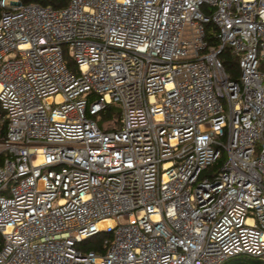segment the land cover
Returning a JSON list of instances; mask_svg holds the SVG:
<instances>
[{"label":"built area","instance_id":"obj_1","mask_svg":"<svg viewBox=\"0 0 264 264\" xmlns=\"http://www.w3.org/2000/svg\"><path fill=\"white\" fill-rule=\"evenodd\" d=\"M0 10V264L264 262V0Z\"/></svg>","mask_w":264,"mask_h":264},{"label":"trees","instance_id":"obj_2","mask_svg":"<svg viewBox=\"0 0 264 264\" xmlns=\"http://www.w3.org/2000/svg\"><path fill=\"white\" fill-rule=\"evenodd\" d=\"M16 1H19L22 4H38L43 7H50L52 9L58 10L66 7V5L70 0H16ZM205 30H206V40L208 41V43L210 45H217L216 39L213 38V32L215 30V27L212 24H208L205 27ZM219 59L222 61L224 65V69L226 73L229 75V77L233 80H237L239 74L237 60L233 56H231L228 53V50L226 49L219 55ZM110 108L111 107L109 106L103 113L100 114L102 120H103V116H107ZM0 132L3 134L5 133V126L2 124H0ZM223 161H224V155L221 157L219 161V165H221ZM99 237H101V239L104 240L105 238H110V235H107L105 233H99L98 235L94 236L93 238H91L86 242L89 241L91 242L92 240H96ZM1 245H2V238L0 236V248ZM85 251L86 252L94 251L98 254L104 253V249L102 248V243L97 244L96 241L95 244L90 245L88 248L86 247ZM222 264H264V262L245 255H238V256L229 257Z\"/></svg>","mask_w":264,"mask_h":264},{"label":"rangeland","instance_id":"obj_3","mask_svg":"<svg viewBox=\"0 0 264 264\" xmlns=\"http://www.w3.org/2000/svg\"><path fill=\"white\" fill-rule=\"evenodd\" d=\"M65 58L67 59V61H68V64H69V66H70V69H73V65H72V63H71V61H70V59L67 57V54L65 55ZM73 71V70H72ZM74 72V71H73ZM111 108H110V110L108 111V114H107V116H103V120H112V119H117L118 117L116 116V114H115V112H116V108H114L113 106H110ZM225 157V156H224ZM95 241H96V243L97 244H101L102 243V239H101V237H99L98 239H96V240H92L91 242L89 241V242H85V243H83V244H81V245H79L77 248L78 249H82L83 251H85V248L87 247H89L90 245H93V244H95ZM88 245V246H87Z\"/></svg>","mask_w":264,"mask_h":264},{"label":"bare ground","instance_id":"obj_4","mask_svg":"<svg viewBox=\"0 0 264 264\" xmlns=\"http://www.w3.org/2000/svg\"><path fill=\"white\" fill-rule=\"evenodd\" d=\"M107 224L111 225V224H113V223L110 222V221H103V222H101V223L99 224V226L102 227V226H105V225H107Z\"/></svg>","mask_w":264,"mask_h":264}]
</instances>
